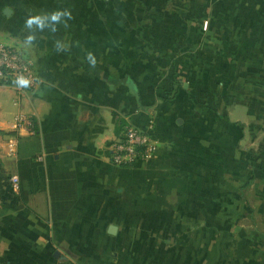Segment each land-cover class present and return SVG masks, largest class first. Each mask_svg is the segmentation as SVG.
<instances>
[{
	"label": "crops",
	"instance_id": "1",
	"mask_svg": "<svg viewBox=\"0 0 264 264\" xmlns=\"http://www.w3.org/2000/svg\"><path fill=\"white\" fill-rule=\"evenodd\" d=\"M20 1L1 4L0 24L48 5ZM80 2L132 44L112 66L91 24L63 31L67 52L45 32L26 46L16 21L0 29L39 80L0 83V264H264V0ZM141 43L151 44L150 66ZM173 71L196 81L195 101L146 77ZM19 113L35 135L14 128ZM126 122L158 141L148 163L111 162Z\"/></svg>",
	"mask_w": 264,
	"mask_h": 264
},
{
	"label": "rangeland",
	"instance_id": "2",
	"mask_svg": "<svg viewBox=\"0 0 264 264\" xmlns=\"http://www.w3.org/2000/svg\"><path fill=\"white\" fill-rule=\"evenodd\" d=\"M45 3H47L48 5H46L44 7V10L42 12H49V11H52V10H55L58 8H69L72 11L73 19L68 21L69 27L64 28L63 25H59L58 31L56 33H51L47 29L44 31L47 35H51L53 37V40L60 39L62 37V33L64 30L75 29L77 27L79 29L80 27L84 26L85 24H87V25L91 24L94 32H98L99 35L103 36L104 38H108V39L103 38L102 43H99V44L96 43V44H94V46H96V47L99 46L98 50L100 52L101 51L100 47H101V45H103L101 52L103 53V57L106 56V53H108L110 66H112V64L114 62L119 60L118 53L120 55L121 52H124L126 50L128 45H132V44L122 42L121 38H122V36L125 35V31L123 30V28L109 26L108 32H107L108 34L105 33V29H103V31H102L101 28L99 27V24H101L100 20L102 18V12L99 10H88L87 7L84 5L85 3L80 2V0H76V1L55 0L54 2H53V0H48ZM1 4L8 5L9 7L17 6L18 10L21 7V1L20 0H0V14H1V10H2ZM18 10L10 18H4L2 16V18H4L7 21L16 19L15 20L17 23V25L15 27L16 31H18L20 28L24 29V19L21 16V14H18L19 13ZM15 21H11L7 25H5V23L4 24L1 23L0 29H3L4 27H7V28L12 27V23H14ZM0 40L2 42H4L3 39H0ZM105 41H107V43H105ZM4 43H6V42H4ZM8 45H10V44H8ZM135 45H137V44H135ZM11 46H15V45H11ZM15 47H17V49H20L21 52L25 53L22 48H20L18 46H15ZM140 48H141V54H142V56H141L142 58L140 60L141 66L152 65L153 59H150V57H149V53L152 51L151 44L141 43ZM157 61H159V60H157ZM161 61L165 62L166 60H161ZM179 62H180V60H177V59L176 60H168L169 64H167V65L164 64L162 66H168V65L178 66V65H180ZM146 77L150 78L152 80L151 82H153V84H155V83L159 84V83L171 81V84L173 85V87H172L173 92H171V93L173 95L176 94V92H178V93L180 92L181 94H184V97H187L189 100L195 101L197 98L198 85H197L196 81L193 80L192 76L183 75V74H179L176 72L174 73V71H173L171 74L161 73V74H158L157 76L147 75ZM168 79H170V80H168ZM186 82H190V85H189L190 88H188L185 85ZM184 87H187L186 90L184 89ZM128 123L130 125L134 126L132 123H130V122H128ZM134 127H137V126H134ZM250 160H251L253 166L258 164V158H256V156L254 155V151L250 152ZM140 163L143 164V162H138V163L131 165V166H128V167H132V166H135V165L140 164ZM145 163H148V162H145Z\"/></svg>",
	"mask_w": 264,
	"mask_h": 264
},
{
	"label": "built area",
	"instance_id": "3",
	"mask_svg": "<svg viewBox=\"0 0 264 264\" xmlns=\"http://www.w3.org/2000/svg\"><path fill=\"white\" fill-rule=\"evenodd\" d=\"M20 75L28 77L32 81L31 86L27 89L37 87L39 80L34 62L17 47L0 40V81L4 84L15 85L14 81ZM13 125L16 130L27 129L32 135L36 134L33 119L24 113H19L15 117ZM108 147L111 162L118 166L128 167L138 162L145 163L152 160L158 152L159 143L150 132L126 122ZM9 151L10 153L16 151L15 141L10 142ZM10 184L13 191L17 192L20 189L19 176L11 175Z\"/></svg>",
	"mask_w": 264,
	"mask_h": 264
},
{
	"label": "clouds",
	"instance_id": "4",
	"mask_svg": "<svg viewBox=\"0 0 264 264\" xmlns=\"http://www.w3.org/2000/svg\"><path fill=\"white\" fill-rule=\"evenodd\" d=\"M71 19H73V16L69 8H58L35 14L30 13L24 21V30L27 32L23 40L24 44L29 47L32 46L37 39V33H43L46 29L51 33H56L59 25H63L64 28L69 27L68 21ZM53 47L57 52H67L70 45L62 39H56ZM85 60L90 67H95L97 64V57L92 52L86 54ZM14 83L20 89H27L31 86L32 81L28 77L20 75Z\"/></svg>",
	"mask_w": 264,
	"mask_h": 264
},
{
	"label": "water",
	"instance_id": "5",
	"mask_svg": "<svg viewBox=\"0 0 264 264\" xmlns=\"http://www.w3.org/2000/svg\"><path fill=\"white\" fill-rule=\"evenodd\" d=\"M10 9H6L5 11H4V13L6 14V15H9L10 14Z\"/></svg>",
	"mask_w": 264,
	"mask_h": 264
},
{
	"label": "trees",
	"instance_id": "6",
	"mask_svg": "<svg viewBox=\"0 0 264 264\" xmlns=\"http://www.w3.org/2000/svg\"><path fill=\"white\" fill-rule=\"evenodd\" d=\"M0 83H3V82H1V81H0ZM121 128H122V125H121L120 127L118 126V132H117V134H119V133H120V131H121ZM10 177H11V176H10Z\"/></svg>",
	"mask_w": 264,
	"mask_h": 264
}]
</instances>
